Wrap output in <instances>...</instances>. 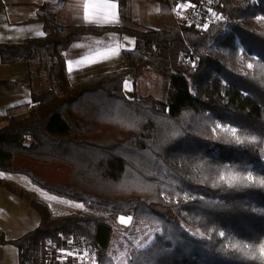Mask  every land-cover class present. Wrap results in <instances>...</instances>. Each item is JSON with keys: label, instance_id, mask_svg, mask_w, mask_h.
I'll use <instances>...</instances> for the list:
<instances>
[{"label": "trees", "instance_id": "obj_1", "mask_svg": "<svg viewBox=\"0 0 264 264\" xmlns=\"http://www.w3.org/2000/svg\"><path fill=\"white\" fill-rule=\"evenodd\" d=\"M156 1L189 3L178 28L146 27L119 0L120 26L44 12V35L0 42L3 62L37 60L31 78L43 72L48 83L0 127V173L84 206L54 213L0 175L40 214L21 236L0 234L20 264H119L110 248L121 215L159 228L125 264H262L233 245L264 242V26L254 24L264 0ZM198 9L201 22L188 17ZM108 30L136 38L127 66L70 81L64 51ZM145 71L168 81L166 98L126 94L127 77Z\"/></svg>", "mask_w": 264, "mask_h": 264}, {"label": "crops", "instance_id": "obj_2", "mask_svg": "<svg viewBox=\"0 0 264 264\" xmlns=\"http://www.w3.org/2000/svg\"><path fill=\"white\" fill-rule=\"evenodd\" d=\"M130 2L133 4V1L130 0ZM84 3L85 0H0V42L16 43L27 37L44 35V21L39 17L44 12L54 15L59 21L68 24L97 26H120L123 24L119 0H92L93 6L88 9V12L97 19L91 22L85 19ZM110 3H114L116 8L106 7V4ZM183 12L184 10H182ZM112 13L115 14L114 21L99 22L103 21L104 16ZM132 16L135 18L133 5ZM135 45L136 38L134 36L119 30L83 35L80 39L73 41L64 51L69 80L76 81L88 75L114 71L127 66L123 50L132 49ZM113 48H118V54H108L109 49ZM26 62L18 60L5 63L0 57V82L13 80L18 83L16 87L10 89L0 84V106L8 108L7 114L5 113L1 119L3 121H8L11 114H16L18 112L16 109L23 107L22 112H27L30 108L33 86L32 67ZM0 175L4 181L10 183L4 178L5 174L0 173ZM20 186L22 185L16 187L23 190ZM29 190L31 191V189ZM0 198L2 199L0 204L3 203L0 205V234H3L7 239L16 238L8 236L9 233H7L10 227L7 220H11V218L13 220L16 213L11 210L24 206H27L29 210L32 205L1 184ZM17 217H21V213L17 214ZM10 244L0 243V264H20L19 250L16 261V254L10 253Z\"/></svg>", "mask_w": 264, "mask_h": 264}, {"label": "rangeland", "instance_id": "obj_3", "mask_svg": "<svg viewBox=\"0 0 264 264\" xmlns=\"http://www.w3.org/2000/svg\"><path fill=\"white\" fill-rule=\"evenodd\" d=\"M131 1H133V4L130 2V0H124V2H126V6L130 7L131 14L133 5L135 18L139 19L144 26L155 28H178L182 16L184 13H186V9L189 6L187 1H179L174 5L161 4L156 0ZM182 10H184L183 13ZM254 24H261L264 26V16L255 18ZM26 64L30 65L32 69H34L37 67L38 61H27ZM33 74L32 78L34 82H32V91L48 87L45 73L42 72L39 75L34 71ZM5 87L9 88L7 86ZM124 89L126 94L130 97L135 95H153L158 98H166L168 94V81L160 74H157L153 71H145L138 77L128 76L125 81ZM7 111V107L3 108L0 106V127L3 126L7 121L1 120L5 113L7 114ZM16 111H18L17 113H22L23 107L21 109H16ZM3 174H5L4 178L9 181L12 186L15 185L13 187L17 188L16 186L22 185L20 186L22 189L27 187L31 189L33 195L50 204L54 213L62 214L71 211H82L84 209V206L81 202L55 196L33 184L29 177L22 173L5 172ZM1 200L2 199L0 198V201ZM2 204L3 203L0 205ZM29 210L27 206L17 207L14 208V210H11L12 212L15 211L16 213L13 220L12 218L11 220H7V223H9L10 226L9 231H7V233H9L8 236L19 237L26 231L36 227L39 224L40 214L38 210L34 206H32ZM20 213L21 217H17V214ZM121 217L127 220L130 216L121 215L114 223L115 236L112 241L110 252L113 253L119 264H125L131 247L139 246L149 241L153 237V232L159 228L157 225L151 226L140 221H135L132 217H130V221L124 223L121 221ZM17 251L18 247L11 243L10 253L13 254L14 252V254H16V261L18 260ZM70 255L71 252L62 253L63 258L69 257Z\"/></svg>", "mask_w": 264, "mask_h": 264}, {"label": "snow or ice", "instance_id": "obj_4", "mask_svg": "<svg viewBox=\"0 0 264 264\" xmlns=\"http://www.w3.org/2000/svg\"><path fill=\"white\" fill-rule=\"evenodd\" d=\"M92 6H93L92 0H85V3H84L85 19L89 20L90 22L97 19L91 13L88 12V9ZM106 7L111 8V9H115L116 5L114 3H110V4H106ZM114 20H115V14L112 13V14L104 16L103 21H99V22H105V21L111 22ZM108 54H118V48L109 49ZM78 63H80V62H78ZM249 67H251V65H249ZM232 131L235 132L234 129ZM252 139L254 140L255 138H252ZM247 179L252 180L253 178L251 176H249V177H247ZM259 183L264 185V179H261L259 181ZM81 207H82V205H81ZM130 220H131L130 217L127 220H125V218L121 217V221L124 223H127ZM221 235H223V233H221ZM233 247L236 248L238 251L242 252L246 258L251 259V260H259L262 262V264H264V242L258 244L255 247L248 245V244H240V243L234 244Z\"/></svg>", "mask_w": 264, "mask_h": 264}, {"label": "built area", "instance_id": "obj_5", "mask_svg": "<svg viewBox=\"0 0 264 264\" xmlns=\"http://www.w3.org/2000/svg\"><path fill=\"white\" fill-rule=\"evenodd\" d=\"M202 15H204L206 17L208 15V13L206 11H204L203 9H198L195 12L188 13V17L191 20H198V22H201L202 21L201 20L202 19ZM210 18H212V16Z\"/></svg>", "mask_w": 264, "mask_h": 264}]
</instances>
